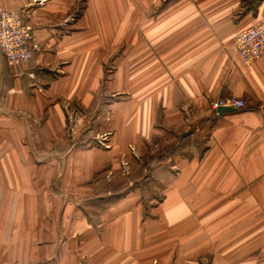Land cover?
Wrapping results in <instances>:
<instances>
[{
  "label": "crops",
  "instance_id": "crops-1",
  "mask_svg": "<svg viewBox=\"0 0 264 264\" xmlns=\"http://www.w3.org/2000/svg\"><path fill=\"white\" fill-rule=\"evenodd\" d=\"M2 11L40 47L0 52V264H264V54L235 49L264 0Z\"/></svg>",
  "mask_w": 264,
  "mask_h": 264
},
{
  "label": "built area",
  "instance_id": "built-area-1",
  "mask_svg": "<svg viewBox=\"0 0 264 264\" xmlns=\"http://www.w3.org/2000/svg\"><path fill=\"white\" fill-rule=\"evenodd\" d=\"M39 47L34 29L28 24L23 11L0 13V52L6 57L9 65L29 62ZM235 49L245 65H252L264 54V19L258 25L239 32ZM222 107L242 109L245 103L236 97H228L213 104L215 111ZM76 128L77 119H73L69 133L74 135Z\"/></svg>",
  "mask_w": 264,
  "mask_h": 264
},
{
  "label": "rangeland",
  "instance_id": "rangeland-1",
  "mask_svg": "<svg viewBox=\"0 0 264 264\" xmlns=\"http://www.w3.org/2000/svg\"><path fill=\"white\" fill-rule=\"evenodd\" d=\"M175 145V144H174ZM184 146V145H183ZM159 147H161V150H158V151H160V153L158 152V155L157 156H159V155H165V154H167V152H168V150H167V148H165V147H163V146H161V145H159ZM179 147V146H178ZM177 147V148H178ZM176 148V149H177ZM171 150V149H170ZM123 180V177L121 176V178L119 179V182L120 181H122ZM124 184L126 183V182H123ZM146 187V184L143 186V188H145Z\"/></svg>",
  "mask_w": 264,
  "mask_h": 264
},
{
  "label": "water",
  "instance_id": "water-1",
  "mask_svg": "<svg viewBox=\"0 0 264 264\" xmlns=\"http://www.w3.org/2000/svg\"><path fill=\"white\" fill-rule=\"evenodd\" d=\"M233 110L231 107H222L218 109L219 114H223L224 112Z\"/></svg>",
  "mask_w": 264,
  "mask_h": 264
}]
</instances>
